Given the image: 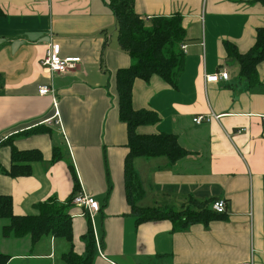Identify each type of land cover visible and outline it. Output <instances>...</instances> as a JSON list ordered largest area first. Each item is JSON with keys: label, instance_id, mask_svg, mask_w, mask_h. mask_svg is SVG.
Listing matches in <instances>:
<instances>
[{"label": "crops", "instance_id": "1", "mask_svg": "<svg viewBox=\"0 0 264 264\" xmlns=\"http://www.w3.org/2000/svg\"><path fill=\"white\" fill-rule=\"evenodd\" d=\"M0 11V164L9 170L11 147L41 155L29 176L0 175V194L11 197L16 214L36 215L52 198L67 204L76 184L98 207L93 214L74 205L69 211L77 255L85 254L82 237L92 232V264H264V62L251 85L226 52L228 45L239 55L253 47L264 26L260 3L134 0L145 20L179 15L185 30L177 86L156 77L133 83V109L159 118L137 133L174 135L187 152L172 165L164 156L134 159L142 192L135 206L180 211L191 200L226 204L221 219L184 231L165 220L138 223L127 203V132L118 118L115 75L133 61L118 46L107 1L0 0ZM50 42L80 64L63 74L45 71L40 62ZM219 71L228 81L206 83ZM41 86L53 87L58 116L52 98L38 94ZM197 116L209 122L196 125ZM7 223L0 221V254L8 264H63L65 240L4 238Z\"/></svg>", "mask_w": 264, "mask_h": 264}, {"label": "trees", "instance_id": "2", "mask_svg": "<svg viewBox=\"0 0 264 264\" xmlns=\"http://www.w3.org/2000/svg\"><path fill=\"white\" fill-rule=\"evenodd\" d=\"M115 18L117 43L121 51L128 54L133 64L118 70L115 85L118 95V118L126 127L127 155L124 159L123 176L126 200L131 213L139 222L168 221L174 231H184L188 227L200 224L208 225L221 219L225 214L215 213L208 204L191 200L180 211L171 209H138L135 202L142 192L137 175L133 168L136 158L166 157L169 165L187 156L178 143L177 137L158 133L141 135L137 129L158 123V116L148 110H135L132 106V87L136 80L145 83L156 77L175 88L182 72L184 55L180 46L185 40V30L179 15L155 17L145 20L134 11V0H106ZM260 3L264 0H248L245 2ZM0 16L2 12L0 11ZM229 57H233L239 65V75L249 84H257L256 66L264 62V26L257 29L253 47L243 55L226 46ZM9 139V138H8ZM7 139V140H8ZM41 160L35 151H17L11 147L10 168L5 170L0 164V175L11 178L26 177L31 173L32 162ZM57 161V158H54ZM75 184L73 193L67 204H60L54 198L38 206L36 215H19L13 210L12 199L0 194V220L8 223L2 229L4 238L29 237L36 244L44 237L65 240L70 245L68 253L61 258L63 264H92L94 241L91 230L82 237L85 254L77 255L73 251L72 226L70 209L71 201L78 192ZM9 257L0 254V264H8Z\"/></svg>", "mask_w": 264, "mask_h": 264}, {"label": "built area", "instance_id": "3", "mask_svg": "<svg viewBox=\"0 0 264 264\" xmlns=\"http://www.w3.org/2000/svg\"><path fill=\"white\" fill-rule=\"evenodd\" d=\"M237 1L244 2L248 0ZM184 48L185 47L181 46L182 50ZM79 64L80 58L78 57H61L59 53V46L52 42L48 43L45 55L40 62L41 67L51 75L63 74L68 71L74 70ZM228 78L229 75L227 72L219 71L216 74L206 76L205 81L206 83H218L220 81H228ZM38 94L40 96L48 95L52 98L53 105L55 108V116H58L56 111V99L54 97L53 87L41 86L38 89ZM192 122L196 125H200L204 122H209V118L207 116H197L193 118ZM71 204L76 207L84 208L90 214L96 213L98 211V207L95 200L91 196L86 194L82 188L74 195ZM211 209L217 214H223L226 212V204L223 200H217L212 204ZM242 264H253V262L249 261Z\"/></svg>", "mask_w": 264, "mask_h": 264}, {"label": "rangeland", "instance_id": "4", "mask_svg": "<svg viewBox=\"0 0 264 264\" xmlns=\"http://www.w3.org/2000/svg\"><path fill=\"white\" fill-rule=\"evenodd\" d=\"M54 135V139H53V142H56V138H55V135L56 134H53ZM63 143V142H62ZM32 164V163H31ZM105 165V164H104ZM108 173V167L105 165L104 166V178H105V184L107 186V192L109 190V187L112 186V182L111 180L109 179V175L107 174ZM0 221H3V222H7L6 220H0ZM0 246H1V240H0Z\"/></svg>", "mask_w": 264, "mask_h": 264}]
</instances>
